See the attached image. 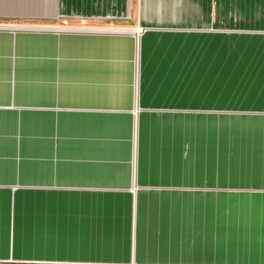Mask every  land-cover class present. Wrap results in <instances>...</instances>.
Masks as SVG:
<instances>
[{
	"label": "crops",
	"instance_id": "0c3cea01",
	"mask_svg": "<svg viewBox=\"0 0 264 264\" xmlns=\"http://www.w3.org/2000/svg\"><path fill=\"white\" fill-rule=\"evenodd\" d=\"M9 259L264 264V0H0Z\"/></svg>",
	"mask_w": 264,
	"mask_h": 264
},
{
	"label": "rangeland",
	"instance_id": "374dc122",
	"mask_svg": "<svg viewBox=\"0 0 264 264\" xmlns=\"http://www.w3.org/2000/svg\"><path fill=\"white\" fill-rule=\"evenodd\" d=\"M61 22H62L61 24H63V21H61ZM67 25H70V23L63 24V26H67ZM0 264H44V263H41L39 261L12 260V259H9V260H1ZM66 264H69V263H66ZM132 264H134V263H132Z\"/></svg>",
	"mask_w": 264,
	"mask_h": 264
}]
</instances>
